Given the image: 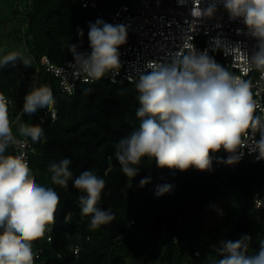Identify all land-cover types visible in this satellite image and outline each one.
Segmentation results:
<instances>
[{
  "label": "trees",
  "instance_id": "obj_1",
  "mask_svg": "<svg viewBox=\"0 0 264 264\" xmlns=\"http://www.w3.org/2000/svg\"><path fill=\"white\" fill-rule=\"evenodd\" d=\"M121 1L96 0L91 8L82 7L79 0H27L26 10L20 11L23 41L37 66L32 89L49 87L57 109L55 120H38L44 108L29 116L27 125L44 129L39 142L24 137L33 149L29 154L32 176L60 197L56 222L48 233L51 240L46 234L32 242V250H42L45 264H135L131 260L140 257V264H217L221 257L215 249L221 241H236L247 234L251 237L248 254L255 255L264 242V208L255 207L256 198L264 194V159L244 160L234 169L212 163L209 171L194 167L180 171L158 168L145 158L138 175L130 179L115 151L117 142L139 126L135 86L98 80L80 83L67 95L46 71L43 56L59 63L72 55L68 43L82 39L88 45L89 23L97 19L109 23L103 10L115 9ZM9 112L12 130L21 125V116L28 117L23 104L14 107L12 102ZM66 158L71 160L73 179L88 170L106 181L98 206L115 215L112 223L90 229V217L82 214L78 199L82 193L72 180L66 187L53 183L50 165ZM146 177L150 182L141 186ZM164 185L170 190L156 196L158 186ZM212 206L217 216L213 226L206 227V213Z\"/></svg>",
  "mask_w": 264,
  "mask_h": 264
},
{
  "label": "clouds",
  "instance_id": "obj_2",
  "mask_svg": "<svg viewBox=\"0 0 264 264\" xmlns=\"http://www.w3.org/2000/svg\"><path fill=\"white\" fill-rule=\"evenodd\" d=\"M223 4L230 18H242L257 39L258 50L248 63L264 71V0H223ZM195 12L211 17L215 8L209 7L205 13L197 8ZM78 34L83 37L82 30L78 29ZM127 38L123 25L102 19L89 23V50L78 51L82 39L80 44L69 45L75 70L83 74L84 83L110 73L115 82L122 67L120 47ZM184 48L186 54L170 62L147 61L146 71L135 81L139 126L117 142L115 151L123 173L130 179L138 175L145 158L162 169L186 171L194 167L209 171L213 156L223 150L228 155L219 162L233 165L249 146V135L254 138L257 132L259 139L254 140L249 153L255 151L259 159H264V118L254 115L257 105L250 81L229 72L191 43ZM17 61L27 66L19 52H11L0 58V69L14 67ZM55 103L49 87L33 88L24 97L23 113L32 116L45 107L51 110ZM19 133L36 143L44 136V129L22 124ZM17 143L8 100L0 93V264H34L32 242L44 238L49 226L55 225L60 203L55 190L36 182L26 153L6 154ZM70 164L66 158L50 165L53 183L66 187L72 180L73 187L82 193L78 199L82 214L90 217V229L112 223L115 215L98 206L106 181L88 170L73 179ZM148 182L150 177L140 181L141 186ZM170 187L158 186L155 195H164ZM250 239L244 234L236 241H221L215 249L221 257L217 264H264V242L258 253L249 255Z\"/></svg>",
  "mask_w": 264,
  "mask_h": 264
},
{
  "label": "built area",
  "instance_id": "obj_3",
  "mask_svg": "<svg viewBox=\"0 0 264 264\" xmlns=\"http://www.w3.org/2000/svg\"><path fill=\"white\" fill-rule=\"evenodd\" d=\"M79 2L82 7L94 8L97 5L96 0H79ZM209 7L215 8L211 17L195 12L199 8L201 13H205ZM103 14L109 23L125 26L128 33L127 43L120 47L122 67L115 75L114 83L126 81L135 86L139 74L146 71L147 61L170 62L182 53L186 54L184 45L191 43L197 50L204 52L229 72L250 81V91L257 105L255 113L264 118V71L257 70L248 63L258 50V41L251 36L242 18H230V14L224 8L223 0H122L115 9L103 10ZM80 42L75 41L66 46L69 48V45L80 44ZM87 50H89L88 45L84 43L78 48L81 52ZM41 61L46 71L58 79L61 92L72 95L78 84L84 83L83 74L75 70L72 55L59 63L52 62L47 56H43ZM100 80L112 82V74ZM3 95L6 96V94ZM6 98L11 120L9 109L12 100L7 96ZM46 117L55 120L57 109L52 107L49 110L45 107L42 114L38 115V120L43 121ZM258 139L257 134L254 138L251 134L249 135V146L244 149V155L239 162L233 165L219 162L226 159L228 155L221 150L213 156V164L217 168L234 169L241 161L261 160L257 152L249 153L254 140ZM17 140L18 143L10 148L11 154L26 153L29 163V154L33 152L29 141L19 137ZM255 207L264 208V194L256 198ZM49 232H46L48 241L51 240ZM32 251L35 258L34 264H45L41 257L42 250ZM78 252L79 247L76 246L73 253L76 255ZM194 253L198 254L196 251Z\"/></svg>",
  "mask_w": 264,
  "mask_h": 264
},
{
  "label": "rangeland",
  "instance_id": "obj_4",
  "mask_svg": "<svg viewBox=\"0 0 264 264\" xmlns=\"http://www.w3.org/2000/svg\"><path fill=\"white\" fill-rule=\"evenodd\" d=\"M26 2L27 0H0V58L11 52H19L27 61V66L21 61H17L14 67L9 65L0 69V90L12 99L14 107L24 103L25 95L32 90L37 71V66L29 51L30 46H25L21 30L24 20L20 11L26 10ZM14 9H16L15 13ZM21 118V125L27 124L29 116L23 115ZM21 125L14 128L13 133L16 137L24 138L19 133ZM213 207H210L206 213L204 222L206 227H211L215 223L214 219L217 213L212 212ZM142 260L143 257H140L131 261L140 264Z\"/></svg>",
  "mask_w": 264,
  "mask_h": 264
}]
</instances>
